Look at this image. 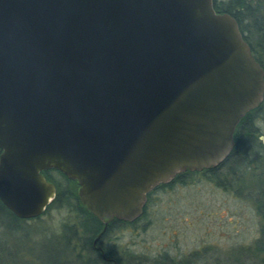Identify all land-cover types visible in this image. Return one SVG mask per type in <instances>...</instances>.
<instances>
[{
	"label": "water",
	"instance_id": "1",
	"mask_svg": "<svg viewBox=\"0 0 264 264\" xmlns=\"http://www.w3.org/2000/svg\"><path fill=\"white\" fill-rule=\"evenodd\" d=\"M263 98L213 0H0V201L41 216L54 168L103 230L134 221L154 188L221 162Z\"/></svg>",
	"mask_w": 264,
	"mask_h": 264
},
{
	"label": "trees",
	"instance_id": "2",
	"mask_svg": "<svg viewBox=\"0 0 264 264\" xmlns=\"http://www.w3.org/2000/svg\"><path fill=\"white\" fill-rule=\"evenodd\" d=\"M213 4L217 11L228 12L236 18L252 53L264 66V0H213ZM251 115L264 119V98L256 107L247 111L243 118ZM256 125L245 124L236 130L231 151L217 165L201 170L186 169L176 174L169 183L157 186L147 195V202L139 218L130 222L114 218L108 222L105 230H103V222L80 202L76 180L68 178L58 169L44 170L45 176L53 180L57 189V195L47 209L52 205L66 206L72 215L69 223L63 226L61 236L58 237L60 250L58 247L47 250L44 245L38 246L29 239L31 235L29 229L39 222L40 216L19 219L0 201V264H113L114 262L115 264H264V188L256 184V180L263 176L264 172L256 174L253 171L264 164V143L258 139ZM262 132L264 133V127ZM51 171L57 172L61 179L53 178L50 175ZM248 172L252 177V184L249 185V190H246L243 179ZM197 176L210 181L223 191L233 193L252 203L259 229L258 236L251 244L233 248L222 256L207 257L205 250H196L178 259L171 257L167 251H161L154 256H144L135 255L128 249H118L119 246L111 235L117 229L135 228L145 217L150 197L154 192L171 189L176 184L189 185ZM100 232L103 234L99 242L111 246L106 250L101 245L105 257L111 262L102 257L101 253L92 246L94 237ZM23 240L27 241L23 242ZM62 252L70 258L62 255Z\"/></svg>",
	"mask_w": 264,
	"mask_h": 264
},
{
	"label": "rangeland",
	"instance_id": "3",
	"mask_svg": "<svg viewBox=\"0 0 264 264\" xmlns=\"http://www.w3.org/2000/svg\"><path fill=\"white\" fill-rule=\"evenodd\" d=\"M253 171L264 172V164ZM248 174L250 172L243 179L246 190L252 184ZM50 175L61 179L55 171ZM257 183L264 188V175ZM71 216L68 207L52 205L40 216L39 222L31 226L29 239L47 250L57 247L60 250L58 237ZM258 229V218L250 201L197 176L189 185L176 184L171 189L154 192L145 217L136 227L117 229L111 236L118 249H129L135 255L154 256L167 251L178 259L196 250H205L207 257L222 256L233 248L251 244L258 236ZM62 255L69 256L63 252Z\"/></svg>",
	"mask_w": 264,
	"mask_h": 264
},
{
	"label": "flooded vegetation",
	"instance_id": "4",
	"mask_svg": "<svg viewBox=\"0 0 264 264\" xmlns=\"http://www.w3.org/2000/svg\"><path fill=\"white\" fill-rule=\"evenodd\" d=\"M244 37V36H243ZM248 43V42H247ZM262 67H263V69H264V66L262 65ZM244 116V115H243ZM243 116H241L239 119H238V121H237V123L235 124V128H234V131H233V135L235 134V132H236V130H238L239 129V127H242L243 125H245V124H252V125H256L257 124V122L259 121V122H262V126L261 127H257L256 126V129H257V132H258V139H259V141H261L262 143H264V133L262 132L263 131V127H264V119H262L261 117H255V115H251V116H247L246 118H243ZM47 170H49V169H47ZM45 175V174H44ZM46 177V176H45ZM47 178V177H46ZM49 181H51V183H53V180H51L50 178H47ZM54 184V183H53ZM54 186H55V184H54ZM78 188V187H77ZM55 189H56V186H55ZM56 195H57V189H56ZM56 197V196H55ZM55 199V198H54ZM48 208V207H47ZM47 208H46V210H47ZM45 210V211H46ZM44 211V212H45ZM102 234H103V232L101 233L100 232V234H98V235H96V237H94V239H93V241H92V246H93V248L94 249H96L97 251H99L100 253H101V255H102V257H104L105 259H107V260H109L110 261V259H108V258H106L105 257V255H104V252H103V248L102 247H104L106 250L107 249H109V248H111V246L110 245H108V244H101V242H99L100 241V237L102 236ZM97 236H99V238L96 240V238H97ZM101 245H102V247H101ZM129 250V249H128ZM111 262V261H110ZM113 263V262H112ZM113 264H115V262L113 263Z\"/></svg>",
	"mask_w": 264,
	"mask_h": 264
},
{
	"label": "clouds",
	"instance_id": "5",
	"mask_svg": "<svg viewBox=\"0 0 264 264\" xmlns=\"http://www.w3.org/2000/svg\"><path fill=\"white\" fill-rule=\"evenodd\" d=\"M257 127H261L262 126V122H257V125H256Z\"/></svg>",
	"mask_w": 264,
	"mask_h": 264
}]
</instances>
